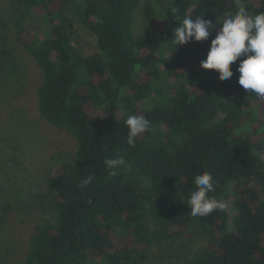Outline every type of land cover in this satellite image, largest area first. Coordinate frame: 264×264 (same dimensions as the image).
Returning a JSON list of instances; mask_svg holds the SVG:
<instances>
[{
  "label": "trees",
  "instance_id": "trees-1",
  "mask_svg": "<svg viewBox=\"0 0 264 264\" xmlns=\"http://www.w3.org/2000/svg\"><path fill=\"white\" fill-rule=\"evenodd\" d=\"M244 2L264 12V0ZM10 3L17 38L43 71L40 113L78 139L76 160L47 177L53 218L37 226L22 264H138L141 249L190 229L206 243L187 264H264V98L239 90L228 98L226 80L200 67L223 19L237 11L233 0ZM185 16L211 19L209 38L176 45ZM76 21L96 36L95 53L76 46ZM133 114L152 125L135 147L125 125ZM117 156L128 167L111 176L104 161ZM205 171L216 181L209 195L226 207L193 217L188 199Z\"/></svg>",
  "mask_w": 264,
  "mask_h": 264
},
{
  "label": "rangeland",
  "instance_id": "rangeland-1",
  "mask_svg": "<svg viewBox=\"0 0 264 264\" xmlns=\"http://www.w3.org/2000/svg\"><path fill=\"white\" fill-rule=\"evenodd\" d=\"M12 9L10 0H0V264H22L37 226L53 218L55 207L47 177L60 165L74 162L78 149L75 135L40 113L38 87L43 71L17 38L10 22ZM137 12L140 33L144 9ZM74 29L76 46L85 54L95 53L96 36L79 21ZM239 62L234 75L226 80L228 98L236 97L238 90L250 93L238 83ZM228 200L232 202L234 197L229 195ZM145 221L151 228L157 226L149 216ZM195 231L141 249L145 258L138 264H187L206 243L205 236Z\"/></svg>",
  "mask_w": 264,
  "mask_h": 264
},
{
  "label": "clouds",
  "instance_id": "clouds-1",
  "mask_svg": "<svg viewBox=\"0 0 264 264\" xmlns=\"http://www.w3.org/2000/svg\"><path fill=\"white\" fill-rule=\"evenodd\" d=\"M233 3L237 11L223 19L222 27L212 39L210 50L206 59L200 62V67L215 70L219 74L218 79L224 81L234 75L232 65L239 60L236 68L240 73L239 85L264 98V12H250L244 0H233ZM170 11L179 19L180 8L173 6ZM212 27V20H206L204 16L195 19L185 16L174 29L173 42L179 46L186 45L193 39L197 42L207 40ZM125 125L128 129L127 143L132 147H135L139 134L152 129L151 121L142 115H129ZM104 163L111 176H116L121 167H128L124 156L105 159ZM92 180L93 177L89 175L82 179L81 184L87 186ZM194 184L196 190L188 199L191 216L205 217L216 210H224L226 205L209 195L215 192L216 185L210 172L196 175Z\"/></svg>",
  "mask_w": 264,
  "mask_h": 264
}]
</instances>
